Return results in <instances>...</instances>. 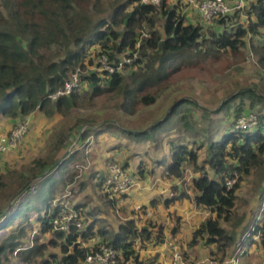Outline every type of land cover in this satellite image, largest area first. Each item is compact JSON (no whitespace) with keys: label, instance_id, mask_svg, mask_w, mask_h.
Returning <instances> with one entry per match:
<instances>
[{"label":"trees","instance_id":"16d2710c","mask_svg":"<svg viewBox=\"0 0 264 264\" xmlns=\"http://www.w3.org/2000/svg\"><path fill=\"white\" fill-rule=\"evenodd\" d=\"M185 7L182 3L144 4L142 0H0V117L12 120L13 128L22 118L37 111L49 118L59 116L62 120L50 136L45 157L33 160L23 169L6 172L4 155L0 157V174L9 178L4 180L0 175V232L11 229L26 212L24 202L33 194L30 190L33 186L36 185L37 189L40 184L52 181L56 171L62 176L72 171L67 180L74 178L73 165L77 152L68 154L67 151L75 141L84 143L91 133L99 136L109 131L138 137L136 141L146 140L165 123L159 121L146 130L136 131L122 127L112 118L133 117L141 110L152 107L159 93L172 87L169 79L180 70L198 68L209 60L218 61L224 57L242 58L247 39L264 31V0L249 3L243 13L245 22L242 21V14L236 12L210 22L200 15L197 23H190L183 15ZM138 42L140 48L137 49ZM93 48H97L94 53ZM252 49L264 68V43L259 49L255 46ZM135 53L138 57L134 60ZM103 54L113 62L126 57L133 59V63L112 75L97 71L88 72L85 76L82 74L85 85L81 89L55 102L49 98L50 94L64 87L70 73L78 69L87 73L88 67L93 66ZM165 84L167 87L163 89ZM261 84L244 88L236 85L235 91L230 90L222 111L230 109V103L240 102L235 106L232 123L220 140H214L211 135L205 138L208 149L204 162L200 161L199 155L203 149L201 143L172 141L171 156L164 164L165 176L176 180L185 179L187 167H192L196 175L193 181L196 192L194 202L197 207L208 209L216 216L207 219L194 232L192 244L206 238L208 245L217 246L222 261L236 240L224 228V223L233 222L237 191L246 177L264 173V131H239L235 127L238 119L251 112L264 118ZM88 89L89 97L83 94L86 100L80 99ZM103 95H109L108 99L114 104L105 108L108 112L102 122L100 117L73 114L74 110L84 108V102L91 105L93 99ZM246 99L251 101L249 111L244 110ZM184 106L188 107L181 112V118L176 123L184 121L185 126L177 128L181 127L191 135L194 129L188 122L189 117L199 109L195 99L186 98L175 105L169 112L168 120H174L172 115ZM151 113L149 110L144 114L151 116ZM69 117L71 120L64 121ZM194 146L197 148L194 149ZM48 172L51 174L45 177ZM236 175L237 183L228 189L227 181ZM98 183L103 189L105 178H100ZM184 198L191 197L181 193L179 197L166 200L165 204L169 206ZM53 202L54 199L48 203L46 213L38 219L40 232H54L56 238L49 243L60 247L63 255L62 260H57L56 255L52 257L56 264H83L91 250L82 247L78 240L87 239L98 221L88 224L84 231L75 226L67 234L54 231L53 221L61 207L53 206ZM11 207L14 211L9 213ZM76 210L83 214L82 207ZM26 221L27 218L21 223ZM259 230L257 228L256 232ZM151 235L149 228L139 229L135 220H128L120 225L117 233L107 232L104 244L119 252L117 264H126L133 257L137 259L134 256L136 241L145 244ZM25 237L26 226L22 224L16 230H10L0 243V256L16 254L30 263L45 255L48 246L39 244L37 239L33 247L23 249L22 240Z\"/></svg>","mask_w":264,"mask_h":264},{"label":"rangeland","instance_id":"374dc122","mask_svg":"<svg viewBox=\"0 0 264 264\" xmlns=\"http://www.w3.org/2000/svg\"><path fill=\"white\" fill-rule=\"evenodd\" d=\"M90 13L93 12L90 10ZM94 50L96 51L97 48L92 49L93 53ZM244 54L245 55L240 59H237L239 57H224L218 61L209 60L208 63L201 65L198 68L192 67L186 70H180L173 74L169 79V83L172 87L164 89L167 87L165 84L163 92L161 94L159 93L160 96L152 107L141 110L139 114L133 117L126 118L123 116L122 118H117L115 116L112 118L113 121L117 120L116 123H119L122 127L136 131L146 130L159 121L162 124L165 123L161 128L159 127L160 129L157 132L148 136L146 140L136 141L138 137L127 136L125 133V137L131 138L126 139L124 136L120 135V132L109 131L101 134L103 136L101 137L100 145L97 144V141L99 142L100 138L93 133H91L83 144L79 143L78 140L74 143L72 141L73 144H70L71 147L69 148V151L71 149V152L80 151L79 153L82 155L77 157L76 162L73 165V171L76 173L73 176L74 178L70 180L68 179L69 181H67V183L62 184L57 193L56 200H66L67 198H64V195L70 193L68 198L69 203H83L86 205L85 207H87L84 209L85 212L93 209V207H100L102 210H106V207L104 206L105 202H103L106 198L103 197L105 199H102V195L104 196V194H102L103 192L94 189L92 186L93 184L89 180L94 177V179H92L97 183L100 178L107 179L110 175L109 164L116 163L123 169L125 174L133 178L135 184L137 181L139 185L133 191L130 189L132 192L130 198L124 199L123 202L126 200L128 201H126L124 206L116 208L117 215L112 213L109 214V216H106L108 218L103 225L112 230H117L121 224L131 218H136L139 227L142 228L146 226L148 219L151 218L153 221L152 223L163 225V232L165 230L166 233L164 239L166 240V253L174 255L179 252L180 254H183L185 250H183L181 243L184 241L187 246L193 245V233L197 229L196 227H198L199 222L204 218L203 215H199L200 207H195V210H198V214L192 216V213H195L194 210L191 209V206H194L192 198L179 199L173 202L172 205L170 204L169 206H166V200L179 197V195L182 192L185 193V191L192 192L193 194V191L190 182H186V184L180 182L181 186H178L180 184H173L176 182L175 180L165 179L161 174L162 168L158 166L157 163L160 162L161 159L168 157L170 142L173 140H183L186 144H190L194 141L201 143L203 149L200 150V160L202 161L205 159L207 157L208 147V141H206L205 138H208V136L211 135L213 139H219L221 133H223L230 123H232L235 106L240 101L237 100L232 104L230 103V109L227 110L222 111L221 107L227 100L226 96L230 94V90L235 91L236 85L240 88H244L248 86L250 87L252 84L259 85V83L262 82L261 86L264 94V68L260 65L259 58L254 52L245 50ZM48 56L51 57V53H49ZM90 58V56L87 58L88 61ZM81 74L85 76L88 74V70L87 73H85L84 69H81ZM88 92H90V89H88L87 92L82 93L80 99H84L83 94L88 98ZM108 98H110L109 95L97 97L93 99L91 105L84 102V108L81 111L74 110L73 114L81 113L91 117H100L99 121L102 122L108 112H105V108L114 104V102ZM186 98L191 100L195 99L199 104V109L197 108L198 110L194 111L192 116L189 117L188 122L191 123L194 129V131L191 132V135H188L183 128H177L179 125L185 126L184 121H180V123L177 121L178 123H176V120L181 118V112L188 106L178 109V111L172 115L174 120H168V118H170V110ZM250 103L251 101L248 99L244 101V110L249 109L248 105H250ZM149 110L152 111L150 114L151 116H149V114H144L147 111L149 112ZM40 115H42L43 118H41ZM205 115L207 118H205ZM23 119L24 118L21 120ZM69 120H71V117L65 118L64 121L67 122ZM60 121L62 120L59 118L49 119L44 113L34 115L33 119L30 121V128L28 131L29 139L24 143L23 152L20 151V155L18 158H15L14 164H16L17 167H21L20 163H24L27 167V162L31 159L42 156L45 157L47 154V143L52 132L61 123ZM170 126H173L175 130H172V127ZM196 133L199 135L195 136ZM105 134L107 135L105 136ZM117 134L119 136H117ZM205 134L207 137H205ZM122 142H124L126 146L123 150L118 147ZM116 148H118V154L115 156H107L108 153ZM196 148L197 147L194 146V149ZM106 157L114 158V160L107 165ZM140 166H142V171L140 170ZM23 168L25 167H21V169ZM155 169L157 170L155 171ZM149 170H153L154 175H150ZM187 171L189 172H186L187 177L191 176L193 171L192 167L188 166ZM2 175L4 180L8 178L6 174ZM263 175L264 173L261 172V176ZM54 176L59 178L57 173H55ZM257 176H259V174L246 177L238 191L239 198L237 201V208L235 209L232 219L234 223L241 219V217H249L256 212L254 206L259 199L257 193H261V190H259L260 185L264 186V183H261V177L258 178ZM259 183L261 184L259 185ZM82 184L85 186L82 187ZM30 190L31 193L34 194L37 191L36 185ZM130 190L124 194H119L114 198L109 199L122 200L121 197L129 193ZM189 192L187 193L188 195ZM27 195L28 193L25 194V196ZM262 196H264V192ZM56 200L54 205L57 203ZM12 202L13 200H11V204H13ZM66 202L69 204L68 201ZM39 203L40 202H38V204ZM157 203L159 205H156ZM14 207H11L8 212L12 213ZM34 210L29 214L31 222L30 225H26V237L22 240V243L23 247L26 249L33 247L35 240L37 239L40 244L48 246L45 255L28 263L21 260L16 254H5L0 256L2 264H56L52 256L56 255L57 259L61 257L60 248L51 246L49 243L50 240L56 238L55 235L53 233L42 234L40 232L41 229L37 222V212ZM82 217L87 220L86 225H88L89 220L87 219V215L83 213ZM99 217L101 216L99 215ZM19 224H13L11 229L7 228L4 231L2 230L0 232V243L3 241V238L8 236L10 230H16ZM182 225L185 231H189L188 235L186 233L181 235L180 228ZM230 225L231 224L229 223L227 224V226ZM177 235H181V239H178Z\"/></svg>","mask_w":264,"mask_h":264},{"label":"crops","instance_id":"0c3cea01","mask_svg":"<svg viewBox=\"0 0 264 264\" xmlns=\"http://www.w3.org/2000/svg\"><path fill=\"white\" fill-rule=\"evenodd\" d=\"M227 1L234 2L236 0H227ZM254 1H256V0H254ZM248 5H249V3L245 6V10L247 9ZM239 13L242 14V18H243L242 21L245 22L244 20L246 18L243 14L244 12H239ZM183 15L186 17V19L190 23H197L198 20L200 19V14H199L198 10L195 9L194 7H185L184 11H183ZM263 43H264V31H262L259 36H255V37L250 36L247 39L246 50H249L250 52L251 51L254 52L252 49V46H255L256 48L259 49ZM248 108H250V105H248ZM247 110L249 111L250 109H247ZM39 113H42V112L37 111V112L33 113L32 115L27 116V117L31 121V119H33L34 115L39 114ZM40 117L43 118L42 115H40ZM53 118H56V119L59 118L61 120V118L59 116H55ZM53 118H49V119H53ZM13 126H14V122L12 120L0 117V135L9 133L12 130ZM31 129H32V125H31ZM106 135L107 134H105V136ZM221 135H222V133H221ZM102 136L103 135L98 136L100 138V140H99V142L97 141V144H99V145L101 144V137ZM28 139H29V136H27V138L23 141V143L21 145H19L17 148L11 150L10 152L6 153L3 156V167L5 168V172L7 170H13L15 168L19 169L21 167H25L24 163H20L21 167H17L16 164H14V160H15V158H18V156L20 155V151L23 152V145L25 142H27ZM219 139L214 138V140H219ZM176 141L173 140V142H176ZM181 142H183V140ZM182 144H186V143L183 142ZM118 147L123 150L126 146H125V143L122 142V144L118 145ZM117 149L118 148H116L115 150L108 153L107 156H110V155L115 156L116 154H118L119 151H117ZM207 149H208V147H207ZM79 152L80 151H77V157L82 155ZM68 154H69V152H68ZM199 155H200V152H199ZM170 156H171V144H170V151H169L168 157L161 159L160 162L157 163V165L162 168L161 174L167 180H175L176 182L173 183L175 185L180 184V182H183L185 184H186V182L187 183L190 182V186H191V189L193 191V194H192V192H189V191H185V193L189 192V196L192 198V203H194V206H191V209L194 210V212H195V213H192V216L194 214L197 215L198 210L197 209L195 210V207H197V206L194 202V197L196 196V192H195L194 186H193V181H194V178L196 177V175L192 171V175L187 177V173H186L185 179H183V180L168 179L164 173V170H165L164 164H166V162L168 161ZM37 158H41V157H36V158L31 159L30 161L27 162L28 163L27 165H29L33 160H35ZM200 159H201V156H200ZM206 159H207V157L205 159H203L202 161L201 160L200 161L204 162ZM113 160H114V158L106 157L107 165ZM156 170L157 169H155V171ZM186 172H188V171H186ZM55 173H57L59 175V178H56L54 176ZM149 173H150V175H154L153 170L150 171ZM50 174H51L50 172L46 173L45 177L49 176ZM54 174L52 175V178H53L52 181L40 184L37 188V191L34 194H32L31 196H29L28 198H26V201L24 202V208H25L26 212L24 214H22L14 222V224L20 223V224H22V226L30 225L31 220H30L29 214L34 209H35L34 211L37 212V222H38V219L40 218V216H42L44 213H46V208H47L48 203L51 202L53 199H54V201L56 200L57 193H58L60 187L62 186V184H65V183H67V181H69V180H67V178L71 176L70 174H72V171L67 172V174H65L64 176H62L57 171L54 172ZM257 177L258 178L261 177L260 178L261 183L262 182L264 183V176H261V173H259V176H257ZM92 178L94 179V177H92ZM92 178L89 181L93 184L92 185L93 188L98 189L97 191H99V190L102 191L103 192L102 194H104V196L102 195V199H105L107 195L105 194V192L103 191L101 186H99V183H98L99 180L96 183L93 181ZM242 183H241V185H242ZM261 183H259V185ZM138 185H139V183H137V181H136L135 186L131 190L133 191ZM81 186L83 187L85 185L82 184ZM178 186H181V184ZM240 188H241V186H240ZM131 190L129 193H127V194L123 195V197H121L122 200H119V199L111 200L109 198L108 199L106 198L103 201L100 198L103 202H105L104 206L106 207L105 208L106 210H102L100 207H93V209H90L89 211L85 212L84 209L87 208V207H85L86 205H84L81 202H77V203L73 202L72 203L73 207H75V208L82 207L83 213H85V215H87V219L89 220V224L92 223L93 221L94 222L98 221V223L92 229V234L87 239H79L78 240V243H80L82 247H85V248L92 250L95 247H97L98 245L105 243L106 239L108 238L107 232L110 234H113V233H117L119 231V228L117 230H112V229L104 226L103 224L105 223V221L108 218L106 216H109V214L113 213L114 215H117L116 208L125 205L126 201H128V200H126L124 202H123V200L126 198H130L131 193H132ZM239 190L240 189H238V191ZM259 190H261V193L260 194L257 193L259 199L254 206V209L256 210V212L253 209L255 214L257 213L256 215L254 214V215L249 216V217L247 216L248 218L246 216L244 218L241 217V219H239L236 223L230 222L229 223V224H231L230 226H227L228 223L227 224L224 223V228L227 231H229L230 233H232L236 239L234 245L228 250L227 256L225 257V259L223 261L220 259L221 255L217 251V246L215 244L208 245L206 243L207 239H206V241L205 240H199V242L197 244L190 245V246H187V244L184 243V241H183L181 244H182L183 250H185V252L182 255L188 264H233L231 262V260L234 257L235 253L237 252V244L243 238H246L247 241L244 243V254L240 255L238 257L237 264H264V196H262L263 192H264V186L260 185ZM238 191H237V196H238ZM182 193H184V192H182ZM103 197H105V198H103ZM38 202H40L42 204H40V203L38 204ZM156 205H159V204L157 203ZM236 208H237V203H236ZM99 215L101 217H99ZM199 215H203L204 219H202L199 222L198 227H196L197 229L207 219H209L211 217H213V218L216 217L215 215H213V213L210 210L205 209V208H200ZM25 218H27V221L25 223H21ZM129 220H135L136 225L139 229H142L144 227L149 228L152 235H151V239L149 241H147V243H145V244H141V242L139 240L136 241V243H135L136 252H135L134 256L137 257V259L133 257L130 260H128V262H126V264H170L172 262L173 255L171 253H169V254L166 253V240H164L166 237V233H165V230L163 232V229H164L163 225L152 223L153 222L152 219L149 218L146 226L141 228V227H139L138 222L136 221L137 220L136 218H131ZM160 228H162V231L160 230ZM257 228H260L258 233L256 232ZM103 229H106V230H105V232L102 233ZM180 231H181V235L185 234V233L187 235L189 234V231L188 230L185 231L183 225L181 226ZM177 232H178V230H177ZM51 233L54 234V232H51ZM47 234H50V233H47ZM181 235H177V238L181 239V237H180ZM157 237H159V239ZM30 248L31 247L26 248V249H30ZM23 249H25V247H23ZM45 253H46V251H45ZM40 257H42V256H40ZM62 258H63V255L61 253V257H59V259H57V260H62ZM83 264H88V263H86V261H84Z\"/></svg>","mask_w":264,"mask_h":264},{"label":"built area","instance_id":"2783aa9c","mask_svg":"<svg viewBox=\"0 0 264 264\" xmlns=\"http://www.w3.org/2000/svg\"><path fill=\"white\" fill-rule=\"evenodd\" d=\"M253 0H236L229 2L227 0H142L144 4L150 3L153 5H161L162 2L166 4L182 3L186 7H194L198 10L201 17L210 22L220 17H226L236 12H244L245 6ZM140 48V43L137 44V49ZM138 57L134 54V60ZM133 59L122 57L119 61H111L108 55H101L95 60V64L88 67V72L97 71L100 73H108L110 75L124 70L125 65H131ZM85 85L81 74V69L72 72L66 80L64 87L49 95V98L55 102L58 98L70 95L72 92L78 91ZM236 129L239 131H255L261 129L264 131V118H261L257 113L251 112L242 116L237 120ZM30 128V119L24 118L18 121L11 132L0 135V157L17 148L23 143L28 135ZM110 175L105 179L104 192L110 198H114L119 194L128 192L135 186L133 178L129 177L123 169L116 163H110ZM237 176L227 181L228 189L232 188L237 183ZM69 194L64 195L67 198L63 201H57L56 206L61 209L53 221L54 231L69 233L71 228L75 226L79 231H84L87 227L86 219H83L81 213L69 203ZM69 204H67V202ZM246 238L241 239L237 244V252L232 258L231 262L237 264L238 257L244 254V243ZM119 252L111 246L100 244L97 248L92 249L86 257L88 264H117ZM170 264H188L182 254L175 253Z\"/></svg>","mask_w":264,"mask_h":264},{"label":"clouds","instance_id":"9594fccd","mask_svg":"<svg viewBox=\"0 0 264 264\" xmlns=\"http://www.w3.org/2000/svg\"><path fill=\"white\" fill-rule=\"evenodd\" d=\"M72 150V149H71ZM71 150L70 151H68L69 153H71ZM237 176V175H236ZM238 178V177H237ZM103 191H104V186H103ZM106 194V193H105ZM107 196H108V198H110L109 197V195L108 194H106ZM111 200H114V199H111ZM53 203H55V201L53 202ZM53 206H56V205H53ZM76 209V208H75Z\"/></svg>","mask_w":264,"mask_h":264}]
</instances>
